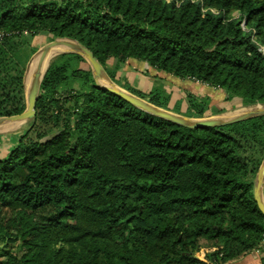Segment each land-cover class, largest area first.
Returning a JSON list of instances; mask_svg holds the SVG:
<instances>
[{
	"label": "trees",
	"instance_id": "16d2710c",
	"mask_svg": "<svg viewBox=\"0 0 264 264\" xmlns=\"http://www.w3.org/2000/svg\"><path fill=\"white\" fill-rule=\"evenodd\" d=\"M0 31V116L25 108L9 40L40 32L82 43L114 81L132 57L221 88L217 111L264 104V0H0ZM124 86L187 117L210 112L208 95ZM263 156L264 115L187 127L98 86L81 55L58 54L30 126L0 154V264H221L264 251L252 191Z\"/></svg>",
	"mask_w": 264,
	"mask_h": 264
},
{
	"label": "water",
	"instance_id": "95a60500",
	"mask_svg": "<svg viewBox=\"0 0 264 264\" xmlns=\"http://www.w3.org/2000/svg\"><path fill=\"white\" fill-rule=\"evenodd\" d=\"M67 52L77 53L87 61L92 71L94 81L98 86L114 92L128 102L150 114L187 127L220 126L258 115H264V104L249 108L233 115L205 117H187L158 107L150 103L148 100L118 86L113 80H111L102 64L98 61L97 57L85 45L72 38L57 37L41 47L37 54L30 60L23 72L25 108L17 114L0 116V125L6 122H22L33 119L35 116V103L39 95L41 81L50 60L58 54ZM45 62H47V65L43 69ZM263 187L264 157L257 169L252 188L254 200L262 214H264ZM193 256L198 258L197 254H193Z\"/></svg>",
	"mask_w": 264,
	"mask_h": 264
},
{
	"label": "rangeland",
	"instance_id": "374dc122",
	"mask_svg": "<svg viewBox=\"0 0 264 264\" xmlns=\"http://www.w3.org/2000/svg\"><path fill=\"white\" fill-rule=\"evenodd\" d=\"M230 15L234 18H237L239 16V13L237 11H233V12H231ZM55 38H57V37H52L45 32L36 33L33 36H29V35L18 36V37H13L9 40V43H8L9 46L8 47L11 50V54H12L14 60L16 61V63H18V65L21 66L23 68V70H25V68L28 65V63L30 62V60L37 54V52L41 49V47L43 45H45L46 43H48L49 41L55 39ZM260 47H262V49H264V45H261ZM115 66L116 65L113 64L109 67H111L113 69V67H115ZM119 68H120V66L116 69V72L119 70ZM125 69L126 68L122 69L117 75H115V77L118 79L119 82L114 81L113 79H111V80H113L118 86L127 90L124 85L125 84L129 85L128 78L126 77L127 76L126 71H128V69H130V68L128 67L126 70ZM119 77H123L124 82H121ZM125 78H127V79H125ZM177 81H178L177 78H173L172 82H170V85L172 87L178 89L179 91H181L183 94L187 93L188 91H190L192 89V86L189 83H186L184 81L177 83ZM156 83L157 84L155 86H160V84H161L160 81H157ZM164 87L166 90L169 88L166 86H164ZM23 92H24V86H23ZM201 95H207V94H201ZM219 95H220V92L217 90L216 91V97H219ZM223 96H224V93H223ZM24 99H25V94H24ZM144 99H146V98H144ZM258 105L260 106L263 104L262 103H256V104H251V105H246V106L233 105L230 109H227L224 111H217L218 110V107H217L216 111H214L211 114V116L229 115L228 113H230V115H233V114L239 113L241 111L247 110L249 108L258 106ZM13 123H16V124H13ZM11 126H13V127H11ZM29 126H30V120L29 121H22V122H6V123L1 124V126H0V152H2V150H1L2 147H4V146L7 147L11 141L16 140L18 138V135L20 133H22L25 129H27ZM263 157H262V159H263ZM262 159H261V161H262ZM256 172H257V170H256ZM255 175H256V173H255ZM254 178H255V176H254ZM8 245L10 246V250L12 252H14L16 254H20L21 246H20L19 241H17V240L10 241ZM203 252H206V251H203ZM196 254L198 255V258L203 256L201 249Z\"/></svg>",
	"mask_w": 264,
	"mask_h": 264
},
{
	"label": "crops",
	"instance_id": "0c3cea01",
	"mask_svg": "<svg viewBox=\"0 0 264 264\" xmlns=\"http://www.w3.org/2000/svg\"><path fill=\"white\" fill-rule=\"evenodd\" d=\"M116 60L114 58H110L107 61V65H115ZM120 68L116 72V75L124 68H130L127 73V78H128V83L131 87L137 89L138 91H141L143 93H148L157 83V81H160L161 83L164 84V86L169 87V89H172L180 94H183L181 91L178 89L172 87L170 85V82H172L173 78H177V83L180 82H186L189 83L192 86V89L190 91H193L195 93L199 94H207L210 96L211 100V107H210V112L209 115L216 111V108L222 107L223 106V90L221 88L213 87L210 86L206 83H202L197 80H193L190 78H181V77H176L170 73H167L161 69H157L151 65H149L145 61L138 60L136 58L129 57L125 59L122 63H120ZM125 69V70H126ZM121 82L123 81V77H119ZM125 78V79H127ZM220 92L219 97H216V91ZM233 105L229 106L227 109H230ZM224 111V110H223ZM6 148V146L2 147V151ZM1 154V152H0ZM201 248L203 256L200 257L201 259H204L205 252L203 251H208V249ZM264 258V251L262 250V246H259L257 248H254L246 253H243L235 258L228 259L227 261L221 263V264H261V259ZM208 264H215L208 262Z\"/></svg>",
	"mask_w": 264,
	"mask_h": 264
},
{
	"label": "built area",
	"instance_id": "2783aa9c",
	"mask_svg": "<svg viewBox=\"0 0 264 264\" xmlns=\"http://www.w3.org/2000/svg\"><path fill=\"white\" fill-rule=\"evenodd\" d=\"M212 11L215 12V13H218L219 10L215 9V8H212ZM239 17V16H238ZM240 26L243 28V29H246L245 27V23H244V17L241 18V21H240ZM3 36V33L0 31V39L2 38ZM262 49V47H260ZM263 52H264V49H262Z\"/></svg>",
	"mask_w": 264,
	"mask_h": 264
},
{
	"label": "bare ground",
	"instance_id": "6f19581e",
	"mask_svg": "<svg viewBox=\"0 0 264 264\" xmlns=\"http://www.w3.org/2000/svg\"><path fill=\"white\" fill-rule=\"evenodd\" d=\"M46 65H47V62H45L44 63V65H43V69L46 67ZM235 111V110H234ZM229 115H230V113H228ZM13 124H16V123H13ZM1 126V125H0ZM11 127H13V126H11Z\"/></svg>",
	"mask_w": 264,
	"mask_h": 264
}]
</instances>
